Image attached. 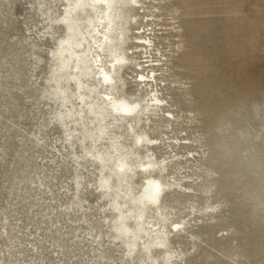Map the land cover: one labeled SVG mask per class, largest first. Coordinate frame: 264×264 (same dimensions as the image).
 I'll use <instances>...</instances> for the list:
<instances>
[{
  "label": "rangeland",
  "instance_id": "1",
  "mask_svg": "<svg viewBox=\"0 0 264 264\" xmlns=\"http://www.w3.org/2000/svg\"><path fill=\"white\" fill-rule=\"evenodd\" d=\"M62 2L0 0V264H264V0L131 4L117 87L144 99L136 82L153 74L162 101L137 129L154 144L132 150L164 185L155 260L118 236L100 165L74 134L86 119L65 117L53 57Z\"/></svg>",
  "mask_w": 264,
  "mask_h": 264
},
{
  "label": "bare ground",
  "instance_id": "2",
  "mask_svg": "<svg viewBox=\"0 0 264 264\" xmlns=\"http://www.w3.org/2000/svg\"><path fill=\"white\" fill-rule=\"evenodd\" d=\"M62 1L64 16L59 21L64 25V31L53 57L56 60L55 71H59L54 80L60 85L59 95L65 117L70 123L72 116L75 120L86 119V123L82 122V130L75 129L74 134L89 140V150L93 151L87 150V154L100 165V187L104 195L111 196L114 228L118 236L131 253L139 245L148 258L155 260V256L149 254L151 248H163L168 236L158 221H165L157 206L164 185L152 175L159 166L150 156L142 162L138 159L137 150H132L147 148L148 151L149 145L154 144L151 137L144 132L138 133L137 129H147L148 121L156 115L162 101L149 83L154 81L153 74L149 78L140 75L136 82V89L141 86L147 93L144 99L138 95L129 98L120 90V87H125V82L118 77L119 70L127 62L126 49L122 46L127 38L130 39L131 4L141 2ZM135 39L145 46L150 45V38L138 36ZM118 83L120 87H117ZM67 125L69 123L65 127ZM121 130L128 139L117 135ZM129 140H133V144L126 145ZM129 156L134 159L132 163L127 162ZM137 170L146 175L139 193L134 192L131 184ZM152 212L157 216L154 223ZM174 226L179 229L178 224ZM169 258L163 260L170 263Z\"/></svg>",
  "mask_w": 264,
  "mask_h": 264
}]
</instances>
